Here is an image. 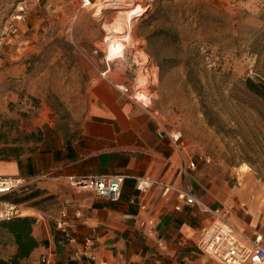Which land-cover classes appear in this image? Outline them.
I'll return each instance as SVG.
<instances>
[{
  "label": "rangeland",
  "instance_id": "1",
  "mask_svg": "<svg viewBox=\"0 0 264 264\" xmlns=\"http://www.w3.org/2000/svg\"><path fill=\"white\" fill-rule=\"evenodd\" d=\"M19 1L0 0V30ZM120 1L99 10L81 8L78 0L29 6L18 34L0 48V147L20 145L30 154L44 109L76 136L87 82L102 77L105 39L113 35L124 39L125 49L143 45L163 63L147 52L156 80L143 92L166 129L181 131L185 153L197 165L195 192L236 226L264 231V106L243 85L264 75V0ZM160 27H172L179 39L157 35ZM195 79L222 130L205 116ZM12 241L0 227V254ZM194 249L180 264H220Z\"/></svg>",
  "mask_w": 264,
  "mask_h": 264
},
{
  "label": "crops",
  "instance_id": "2",
  "mask_svg": "<svg viewBox=\"0 0 264 264\" xmlns=\"http://www.w3.org/2000/svg\"><path fill=\"white\" fill-rule=\"evenodd\" d=\"M155 69L143 45L127 47L112 62L109 79L89 78L88 104L76 136L66 133L44 109L35 121L43 131L37 150L17 159H0V174L24 180L4 199L18 204L21 216L35 219L32 235L38 244L16 264H43V256L49 257V264H97L83 251L88 238L95 240L97 260L109 264H180L196 253L210 216L186 205L175 193L165 197L159 183L145 193L137 189V179L149 177L197 194L192 184L196 169L182 175L181 153L169 134L159 135L153 111L115 85L125 82L142 92L146 82L156 80ZM110 174L126 175L119 202L77 189L70 181L71 176ZM176 205L182 209L176 210ZM64 209L75 240L56 225ZM12 240L0 259L8 261L17 252Z\"/></svg>",
  "mask_w": 264,
  "mask_h": 264
},
{
  "label": "built area",
  "instance_id": "3",
  "mask_svg": "<svg viewBox=\"0 0 264 264\" xmlns=\"http://www.w3.org/2000/svg\"><path fill=\"white\" fill-rule=\"evenodd\" d=\"M42 0H21L17 3L14 12L6 24L0 30V48L6 43L12 35L19 32L20 24L23 23L28 14L29 6L39 5ZM81 8H103L104 6H114L121 3L120 0H78ZM108 53L111 48L117 49L115 56L124 52V39L113 35L105 39ZM99 49H96L98 53ZM108 53L104 56L105 68L101 71V76L109 79L108 73L111 71L112 60ZM115 85L126 95L136 100L153 111L159 127V135L169 134L174 145L181 153V173L184 177L189 176L196 168V162L186 155L181 131H169L166 129L163 121L158 116V111L152 108V98L144 92L133 89L125 82H118ZM126 175H93L83 177H70L71 184L77 189L86 190L94 193L98 197L106 198L111 202H119L123 192ZM155 183H159L163 188V195L169 197L175 193L177 198L186 205L195 207L199 211L210 216L209 223L202 228L197 240V247L203 255L216 260L220 264H264V231L253 230L246 231L239 228L231 222L220 207H215L203 199V197L192 192L188 187H177L172 184L161 183L149 177H139L137 179V189L141 192H147ZM24 185L23 178L14 175L0 174V222L9 220L15 216L23 214L22 208L13 202L4 199V196ZM176 210H181L182 205H176ZM129 216V215H127ZM56 225L71 240L70 221L67 209H64L61 216L56 220ZM150 230L148 231V233ZM163 242L159 241V246ZM96 246L93 238H88L85 243V251L88 256L97 261V264H109L105 260H97L94 252ZM78 254L79 251H78ZM43 264H49L48 256L41 259Z\"/></svg>",
  "mask_w": 264,
  "mask_h": 264
},
{
  "label": "trees",
  "instance_id": "4",
  "mask_svg": "<svg viewBox=\"0 0 264 264\" xmlns=\"http://www.w3.org/2000/svg\"><path fill=\"white\" fill-rule=\"evenodd\" d=\"M169 7V6H168ZM167 13V12H166ZM157 35L159 34H166L170 37L177 39L179 37V33L174 30L172 27L165 28L160 27L159 29L155 30ZM179 39V38H178ZM150 56L157 61V64L162 68V62L157 60L156 55H154L151 51H147ZM164 60H168L165 58ZM188 74H195L192 67H189ZM196 75V74H195ZM197 80V79H195ZM201 81L197 80L194 85L199 90V94L201 97L202 106L204 109V114L207 117L209 123L212 126H217L219 130H222V119L217 115V112L212 111L210 104L208 103L205 93H203L204 86L200 85ZM244 90L248 93L249 97L258 101L264 106V75L262 78L258 80H254L252 78H247L243 82ZM231 96L233 93L231 92ZM258 111V110H257ZM264 120V114L262 116ZM31 135H35V132H31ZM43 138V131L42 129L38 128L37 137L33 138L32 140L36 142V147L31 149V153H34L38 148V143L42 141ZM24 155L23 147L20 145H6L0 147V159H17L20 156ZM35 223V219L28 216H15L9 220L1 221L0 227L5 228L11 237L14 238L17 244V252L7 261L0 259V264H16L19 259L28 256L30 252L37 246V241L32 235V226Z\"/></svg>",
  "mask_w": 264,
  "mask_h": 264
},
{
  "label": "bare ground",
  "instance_id": "5",
  "mask_svg": "<svg viewBox=\"0 0 264 264\" xmlns=\"http://www.w3.org/2000/svg\"><path fill=\"white\" fill-rule=\"evenodd\" d=\"M101 8V7H100ZM99 8V9H100ZM98 9V10H99ZM116 51H117V49H115V48H111V50L109 51V53H108V56L110 57V56H112V55H115L116 54Z\"/></svg>",
  "mask_w": 264,
  "mask_h": 264
}]
</instances>
